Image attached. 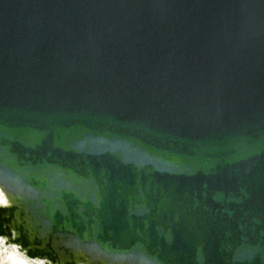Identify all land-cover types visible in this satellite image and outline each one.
<instances>
[{
  "label": "water",
  "instance_id": "95a60500",
  "mask_svg": "<svg viewBox=\"0 0 264 264\" xmlns=\"http://www.w3.org/2000/svg\"><path fill=\"white\" fill-rule=\"evenodd\" d=\"M0 174L29 258L264 264V0H0Z\"/></svg>",
  "mask_w": 264,
  "mask_h": 264
},
{
  "label": "bare ground",
  "instance_id": "6f19581e",
  "mask_svg": "<svg viewBox=\"0 0 264 264\" xmlns=\"http://www.w3.org/2000/svg\"><path fill=\"white\" fill-rule=\"evenodd\" d=\"M15 183L17 182H14L13 179L0 174V215L2 218L8 217L11 219L10 222H2L5 234L1 237L5 244L10 245V247L18 253L17 256L19 259L26 261L28 258L25 256L24 248L19 246L21 243V240L19 239L20 235H18L16 232H13L12 230H14V227H16L18 222H20L22 219H26L25 226L30 227L29 224H32V221L27 219L29 215L28 210L33 208L35 209L36 213H38L37 215L41 216V205L37 199L38 197L33 192L27 190L26 188H17ZM21 211H23V214H21ZM30 231L33 233L34 229L30 228ZM29 239L32 240V236H30ZM52 246L55 248L56 252H59L60 254L62 253V251L57 248V241H53ZM88 246L92 247V245ZM72 258L77 260L78 264H93L91 262L89 263L85 254L80 252L74 251ZM119 260L125 262L126 264L128 262L134 264H150L139 255H131V257L129 256L127 258L119 257ZM95 264H103V262Z\"/></svg>",
  "mask_w": 264,
  "mask_h": 264
},
{
  "label": "rangeland",
  "instance_id": "374dc122",
  "mask_svg": "<svg viewBox=\"0 0 264 264\" xmlns=\"http://www.w3.org/2000/svg\"><path fill=\"white\" fill-rule=\"evenodd\" d=\"M0 237V264H50L46 260L28 258L26 261L19 259L18 253L10 245L5 244Z\"/></svg>",
  "mask_w": 264,
  "mask_h": 264
}]
</instances>
